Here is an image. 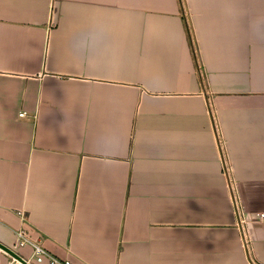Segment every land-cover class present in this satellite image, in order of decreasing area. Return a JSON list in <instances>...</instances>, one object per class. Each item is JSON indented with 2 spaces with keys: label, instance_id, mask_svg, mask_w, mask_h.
<instances>
[{
  "label": "crops",
  "instance_id": "crops-1",
  "mask_svg": "<svg viewBox=\"0 0 264 264\" xmlns=\"http://www.w3.org/2000/svg\"><path fill=\"white\" fill-rule=\"evenodd\" d=\"M261 214L264 0H0V243L264 264Z\"/></svg>",
  "mask_w": 264,
  "mask_h": 264
},
{
  "label": "built area",
  "instance_id": "built-area-1",
  "mask_svg": "<svg viewBox=\"0 0 264 264\" xmlns=\"http://www.w3.org/2000/svg\"><path fill=\"white\" fill-rule=\"evenodd\" d=\"M21 115H23V113ZM260 216L263 217L264 214H261ZM245 221L246 219H242V222ZM19 236L21 237L20 245L31 242V240L26 237L21 231L19 232ZM33 247L34 249L30 256H20L21 258H18L10 254L11 259L7 263L0 264H71L69 260H65L62 262L58 257L51 254V252H49L39 244L34 243ZM11 249L15 252L13 248Z\"/></svg>",
  "mask_w": 264,
  "mask_h": 264
},
{
  "label": "water",
  "instance_id": "water-1",
  "mask_svg": "<svg viewBox=\"0 0 264 264\" xmlns=\"http://www.w3.org/2000/svg\"><path fill=\"white\" fill-rule=\"evenodd\" d=\"M0 247L4 250H6L8 253H10L11 255L21 258L19 254H17L16 252H14L11 248L5 246L4 244L0 243Z\"/></svg>",
  "mask_w": 264,
  "mask_h": 264
},
{
  "label": "trees",
  "instance_id": "trees-1",
  "mask_svg": "<svg viewBox=\"0 0 264 264\" xmlns=\"http://www.w3.org/2000/svg\"><path fill=\"white\" fill-rule=\"evenodd\" d=\"M179 1H180L181 5H182V0H179ZM187 33H188L189 40L191 41V45H192V48H193V53H194L195 58H196L195 47H194V43L192 41L191 31H190V27L188 26V24H187Z\"/></svg>",
  "mask_w": 264,
  "mask_h": 264
}]
</instances>
